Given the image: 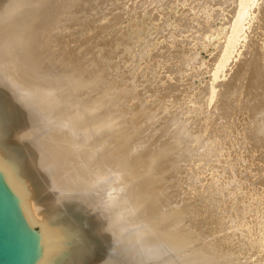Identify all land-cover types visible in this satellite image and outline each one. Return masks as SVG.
<instances>
[{"label": "bare ground", "instance_id": "bare-ground-1", "mask_svg": "<svg viewBox=\"0 0 264 264\" xmlns=\"http://www.w3.org/2000/svg\"><path fill=\"white\" fill-rule=\"evenodd\" d=\"M69 1L72 2L71 0H0V172L9 188L20 200L30 222L34 227L39 228L38 245L41 253L34 264H56L57 258L61 257L64 252L70 256V264H234V261L232 262L231 260L237 258L239 260L240 257L233 258L235 250L231 251L229 245L236 244L234 241H238V239L240 240V242H237L239 247L241 244L253 242L252 245H256L258 243V231L255 225L259 224H255V216L252 220L250 219L253 222L250 225L252 222L249 223L245 219L240 220L238 217H233L234 220H230L232 218L226 215L231 212L233 216V212L237 213L240 211L238 215L241 213L239 216L242 217L245 211L248 209L251 211L252 207L250 205L252 203L249 204L246 199L250 198L251 200L256 197L254 192L255 187L252 185H255V183L251 184L253 179L250 180L251 176L249 173L242 170V178L239 179L238 184L241 182L245 186L244 183L250 180L246 189L245 187L243 188L245 189L244 195L246 198H243V200H246L249 206L246 202L240 200L241 203L238 201L239 204L237 203L236 205L237 209L233 208L234 211L232 212L231 207H229L231 205H227L231 203L229 201L230 198H226L230 195H223L221 194L222 192L215 193V189L212 186H210L211 188L208 186L209 181L216 176L217 172L224 173L229 166L224 163L216 166L212 163L214 156H211L207 151H204L202 154H194L195 158L192 159L193 165L191 166L192 173L190 176H188L189 173L185 177L183 176L187 180L185 179L186 181L182 182L187 183V186L189 184L191 192L189 190L188 192H184H186L187 197L188 195L191 196L194 192L196 194L197 189L193 193L192 190L194 187L201 185L203 187L200 186L201 189L199 188L203 190V195H200L203 199L201 201L208 199L210 203L206 204L209 208L203 203L205 206L203 207L207 208L204 210L200 208L202 205L198 210L193 207V204L192 208L194 209L192 211L195 212V215L197 214L196 216L206 214L208 216L206 219H209L218 208L221 210L225 209V212L219 211L221 213L219 219H217L218 215L215 216L219 212L214 214L217 218L214 219V216L212 217L215 220L213 224L227 216L225 219L229 218L228 220L230 221L223 220V222H227L228 226L230 222L234 225L238 223L240 227L236 229L237 231L228 233L227 231L230 226H227V228L223 226V222V225L220 224L221 222L218 223L219 226L221 225L228 229L226 230L227 235H221L224 239L226 238L227 247L224 246L225 244H222V239L220 238V240H213L210 244L207 243L206 246L204 245L205 243L201 246V243L199 244L196 239H193L195 238L193 235L197 236L196 233L191 235L182 229H178V223L176 222L178 219L175 221L177 218L175 212L177 211L178 214L180 212L176 209V203L179 202L176 201L178 200L176 195H179V189L182 187L175 189V186H173L174 190L170 189L171 194L167 195L166 192V195L164 194L167 181H165L167 179L166 176L176 169L173 170L174 166L171 168V165L170 169L161 170L163 173L158 171V168H163L164 165L162 163L165 162L166 155L171 153V148L165 145L166 142L159 143L160 145H157L158 148L155 147L156 149L154 148L153 151H149L150 155L145 156L146 158L143 160L142 157L148 151L149 143L148 145L145 144L146 146H136L134 148L130 147V144L125 145L128 140L134 137L136 131H139L137 132L139 134L143 128H139L140 130H135V128L130 129L129 125L123 124L125 123L123 122V118L120 121L121 118L117 113L106 112L108 110L104 106L103 108L106 110L103 109L104 111L102 112L100 108L96 109L95 106L94 108L88 104V102H94V100L99 99L100 105H105L104 102L107 101L105 97L108 99V96L111 99L108 101L114 103L116 96L119 95L113 96V91L115 93V89L118 87L115 84L113 87L111 84L112 86L109 85V89L113 87L112 92H109L111 88L110 90L108 89L109 91L106 89L107 91L104 93L105 91L103 90H105L107 84L104 83L105 86L100 85L101 82L103 84V81L99 77L101 80L97 79V85L98 81H101L99 85L104 89L100 90L101 88L98 89V86H96L95 88L100 91L96 93L97 91L95 90L97 96H91L89 94L93 91L94 87L90 86L91 88H89L85 83L90 82L89 78L92 75L89 77L86 74L88 76L86 78L82 76L84 75L82 74V70L85 65L83 67L80 66L82 68L81 73H79L80 71L77 68L79 74L74 66L75 71L72 70L73 67L70 69L66 66L70 70L64 68L67 71L63 69L64 71L60 72L58 70L56 72L58 68L55 69L56 66H52L54 63H51L52 65L49 64L51 59H48L50 60L48 62L47 58H49V55L46 54V57L44 54H50L49 50L52 47L49 46L50 49H48V43L49 45L51 43L48 40L52 36V32L65 23L64 20L68 16L67 13L69 14L71 11L70 16L74 14L72 12L74 10L73 7L72 10L67 7V4L70 3ZM66 2L67 4H65ZM64 4L67 5L65 7L68 8L67 11L70 10L69 12L66 11L67 8H64ZM88 4L91 3L88 2ZM88 4L86 7H88ZM78 8L80 9V7ZM69 25L70 23L67 26ZM70 41L72 43L73 39ZM55 43L53 44L52 42L51 44L55 46ZM70 47L69 49H72ZM54 53L55 51L51 54L53 55ZM83 53L85 52L83 51ZM63 60L65 59L63 58ZM58 64L60 65V63ZM71 64L69 63V65ZM92 69L94 70L95 68L93 67ZM97 72L99 71L97 70ZM127 85L125 84V88ZM119 89L121 90L120 86ZM101 91H103L104 95L98 96ZM123 91L125 90L122 89ZM105 94H108V96ZM123 98L125 100V97ZM70 101L71 104L69 103ZM117 101L118 99H116L115 103L119 102ZM99 103L98 107H101ZM85 104L89 106H85ZM119 106H121L120 102ZM96 110H100L101 112L96 113ZM141 117L143 119V116ZM136 118H139V116ZM131 121L132 123L134 122L133 118ZM137 127H139L138 124ZM157 130L160 129L156 127ZM150 135L153 136L154 134H148V136ZM143 138L145 140V137ZM137 140L139 141V139ZM208 141V139L204 141V145H207V147L209 146ZM142 143L139 144L142 145ZM241 144L242 141L237 144L236 149L240 146L242 147L243 145ZM247 148L250 149L249 144ZM246 150L244 149V151ZM109 157L112 159L108 160L107 158ZM140 157L143 161L140 160ZM138 158L140 159L138 160ZM181 158L180 156L179 159ZM102 160L106 161L101 164ZM199 162L203 163L202 166L204 167H202V170L201 168L198 170ZM157 165H161L162 167H157ZM181 168L180 166L177 168L178 172L175 171L177 177H174H176V181L178 178L184 180L180 174H185V172L181 173L179 171ZM184 168L183 170H185ZM243 171L248 175L246 180L243 177ZM200 180L201 182L202 180L208 181V183H205V185L200 184ZM223 181H219L220 184H224L226 180L223 179ZM171 184L173 185L174 183ZM177 184L175 185L178 188ZM239 186L241 187V185ZM218 188L216 187V190ZM228 190H224L227 192L223 193H229ZM184 192L181 191L180 193ZM186 194L184 195L186 196ZM227 199L229 202L227 201L226 205H222V200L226 201ZM190 201L193 202L191 199ZM234 203L236 202H233V206ZM164 204L168 205L167 209L170 208L171 211L168 212L166 210L168 214L160 216L161 214H157V212H161L162 205ZM186 204L188 205V203ZM166 205L165 207L163 206L165 209ZM221 205L225 207L222 208ZM129 206L132 207L131 211ZM183 206L186 207L185 205ZM244 208L247 210H244ZM186 212L188 213L189 211L187 210ZM152 213H156L157 215L155 214L154 216ZM192 218L195 221L191 220V218H189L191 221H188L186 218L191 224L187 223L190 227L197 226L196 228L200 229L201 236V230H204L202 229L204 227L200 226H205V223L203 221L204 224L202 225V222H199L201 219L194 216ZM208 223H206L207 226L209 225ZM181 225L184 227L186 222L184 225L181 223L179 225L180 228H182ZM174 226L178 228L175 227L176 229H173ZM217 228L220 229V227ZM207 229L211 228L207 227ZM207 229H205L207 234H211L215 230L213 232L210 230L209 233ZM235 247L233 245L231 249L233 250ZM253 254L254 256L256 255V250ZM255 261L257 260L255 259Z\"/></svg>", "mask_w": 264, "mask_h": 264}, {"label": "rangeland", "instance_id": "rangeland-1", "mask_svg": "<svg viewBox=\"0 0 264 264\" xmlns=\"http://www.w3.org/2000/svg\"><path fill=\"white\" fill-rule=\"evenodd\" d=\"M71 1L72 2L69 1L70 3L68 4L67 2L65 3L68 6L64 4V8L68 7L72 10L73 7L74 9L72 11L74 13H72V16H70L71 11L69 10V12L67 11L68 8L66 9V11L69 12L67 15L71 17V20L70 17L67 18L68 16H66L67 19L65 18L64 20V27L61 25V29L58 28V31L55 30L52 32L53 34L51 33L52 36H54L52 38L53 40L51 39L52 36L50 39L48 38L49 40L47 39L51 41V43L53 42V44L56 42L55 46L51 43L49 45L48 41H46L48 47H52L51 49L50 47L48 48L50 49V52L48 51L50 54L44 53L45 56L46 54L49 55L47 60L51 59V61L48 60V62L50 61L49 64L54 63L51 65L53 67L55 65V69L58 68L56 72H58V70L60 72L66 70L64 68L70 70L74 66L76 67V71L77 68L79 69V73L83 71L82 74L84 75L82 76H85V78L87 75L89 77L92 75V77L89 78L90 82L85 83L86 86L89 88H91L90 86L94 88L98 86V89L101 88L100 90H102V86L107 84L108 87L105 86V90H103L105 91L104 93L109 89V85L112 84L114 87L115 84L118 88L115 87L116 94L113 91V96H119H116L114 103L109 102L111 99L108 94H105L108 96V99L105 97L106 100H109L108 102H104L105 105H100L99 99V101H92L93 104L92 102H88V104L93 107L95 106L96 109L100 108L102 112L104 111L103 109L106 108L108 110L106 112L110 111L111 113H117L121 118L120 121H122L123 118V122L125 123H122L124 125H129L130 129L135 128L136 130L139 128L141 129V127L145 129V132L143 129H139L142 134H138L137 132L139 131H136L138 135L134 134V137H132L134 139L131 138V140L125 143V145L130 144L129 146L133 148L136 146H146L149 143L150 146H147L148 151H146L145 155L142 157L143 160H145V156L150 155L149 153L153 151L157 145L166 142L165 145L171 148V153L166 155L164 159L166 163H162L166 167L163 166V168H158L159 172L164 169H170L171 165V168L174 166L175 168L173 167L172 169H176L175 171L178 172L177 168L181 166L182 168L179 169V171H181V173L185 172V174L183 173L180 175L185 177L186 174L189 173L188 176H190L192 173L191 166L193 165L192 159L195 158L194 154H202L204 151L214 156L212 163L216 166H220L223 163L227 164L229 167L226 168V171L224 173L217 172L216 176L209 181L208 186H212L215 189H213L215 193L222 192L221 194L223 195H230L226 198H230L229 201L232 204L228 203V199L226 201L222 200L221 203L222 205H226V203H228V206L231 205L229 207H231L230 209H232V212L234 211L233 208H236L240 200L243 202L248 200L249 204L252 203L250 205L252 207L251 211L244 208V210L248 212L245 211L242 217L239 216L241 213L238 215L240 211H236L237 213L233 212V216L231 212L229 213L230 215L226 214L229 218H232L230 220H234V218L238 217V219H245L250 223L255 216V224H259L255 225L258 231V243L256 245H252V242L250 244H239V247L237 244V242H240L239 239L238 241L235 240L236 242L234 241L237 246L235 247L236 244H233L235 247L233 250L231 249L233 245H229L231 251L235 250L233 258L240 257L239 260L238 258L235 260L231 258L233 259L231 261H234V264H248V261L249 264L252 262L253 264H264V229H262L264 228V0H92L93 3L90 2L91 0ZM88 2L91 4H88ZM87 4L88 7H86ZM77 6L80 7V9ZM67 21L70 23L69 26H67ZM72 39L75 43L73 41L70 43ZM57 44L61 46L58 47L59 45ZM69 47L72 49H69ZM87 49L89 50L87 51ZM52 50L53 52L55 51L53 55L51 54L53 53ZM83 51L85 53H83ZM89 51L90 53H88ZM63 58L65 60H63ZM58 63H60V65ZM69 63L72 64L69 65ZM61 65L63 68H61ZM80 66H84L83 70ZM74 67L72 69L73 71H75ZM93 67L95 68L94 70L92 69ZM97 70L99 72H97ZM99 77L102 78L103 84L101 81V83L98 81L97 85V79L99 80ZM112 79L114 80L112 81ZM91 82L94 83L92 84ZM99 83L102 86H100ZM125 84H128L126 88ZM113 87L108 91L112 92L114 89ZM94 88L89 95L97 96L95 92L97 91L96 93H98L100 90ZM122 89L126 91H123L125 94L122 92ZM103 91L99 92L98 96L104 95ZM122 96L125 97V100ZM116 99H118L121 106H119L118 101V103H115ZM69 103L71 104V101ZM98 103L101 107H98ZM109 103H111L113 107L111 104L109 105ZM88 104H85V106ZM103 106L105 108H103ZM101 111L96 110V113H100ZM131 116L134 121L133 123L131 121ZM137 116H139V118H136ZM141 116H143V119ZM137 124L139 127H137ZM156 127L160 130L156 131ZM151 133L154 135L148 136V134ZM156 133L157 135H155ZM143 137H145V140ZM153 137L159 141L157 140L155 142L156 139ZM137 139H139V141ZM207 139L209 140L208 147L204 145V141H207ZM240 141H242L241 145L243 146L236 149ZM141 142H143L142 145H140ZM248 144L250 149H254L253 151L247 148ZM244 149L246 151H244ZM185 151H187L186 154ZM215 155L218 156L215 157ZM175 156L177 157L175 158ZM180 156L182 160L179 159ZM205 156L203 155V157ZM140 158H138V160ZM142 158L140 160H142ZM241 158L243 159L242 161ZM107 159L110 160L112 158L109 157ZM105 161L106 160H102L100 163L103 164ZM214 164L213 166H215ZM202 165V162L198 163V170H200V168L201 170L203 169L202 167L204 166ZM160 166L161 165H157V167ZM183 168L185 170H183ZM242 170L249 173L251 176L250 180L253 179L251 184L255 183V185H252L255 187L254 192L256 197L251 200L250 198L246 199L244 195L250 180L247 182L244 181L246 182L244 183L245 186L241 182L238 184L239 179L242 178ZM175 171L167 174V179H165V181L167 180L165 184L166 187L164 189V194L166 192L168 195L171 194L170 189L174 190L173 186H175V189L182 187L179 189L180 196L176 195L178 199L176 201H179L177 202L179 204L176 203V209L180 213L178 214L175 209V213L177 214V216L175 215L177 217L175 221L178 219L176 222L179 228L174 226L173 229H182L191 235L196 233L197 236L193 235V237H195L193 239H196L199 244L201 243V246L204 243L206 246L207 243L210 244V242L213 240L216 241L217 239H222V244L226 246L227 242L225 240L226 238L224 239L222 237L223 234L227 235V232H235V230L240 227L238 223L234 225L230 222L229 227L226 223L230 220H228L229 218L225 219L227 217L225 216L221 221L219 220L217 223L213 224L215 218H220L219 215L221 213L219 211L225 212V209L221 210L218 208V210L214 212V214L219 212L215 215L218 216L215 217L214 214H212L209 219H206L208 218L206 214H204L206 216H196L197 214L195 215V212L192 210L194 208L198 209L201 205L200 208L202 210L209 208L208 205H206L209 201L208 199L201 201V196L203 195V190H200L202 187L201 185V187L196 186L192 190L193 193V191L197 189L196 194L195 192L191 194L194 198L190 195L187 197L184 191L188 192L190 186L189 184L187 186L185 182V184L182 183L187 179L185 178V180L184 177V180L178 178V180L180 179V181L177 180L178 183L175 179L177 177ZM244 171L243 177L246 180L248 175ZM160 173L163 172L161 171ZM223 179L226 181L224 184L221 183V185L220 182H224ZM236 181L237 183H235ZM199 182L203 185L208 183V181L206 182L204 180H202V182L200 180ZM171 183L174 184L172 185ZM175 184H177L178 188ZM239 185H241V187ZM171 186L172 188H170ZM216 187H219L218 190H216ZM244 187L245 189H243ZM227 189H229L228 191L230 194L223 193L227 192L224 191ZM247 190L246 192H248ZM181 191L184 193H180ZM189 191L191 192V189ZM184 194H186V196ZM189 197H191L190 199L195 203L191 202ZM243 198L246 200L244 201ZM234 201L236 202L234 203L235 207L233 206ZM186 203H188V205ZM203 203L207 208H204L205 206ZM249 204L247 205L249 206ZM253 204L255 205L253 206ZM165 205L166 204L162 205V209L160 208L161 212L164 210L163 212L165 213H161L160 211L157 212V214H161L160 216L168 214V212L171 211L169 207L170 210L167 209L168 205H166L165 209ZM183 205L188 207L186 208ZM222 205L221 207L224 208L225 206ZM192 206L194 208H192ZM129 207L131 211L132 207ZM181 209L182 211H180ZM186 209L189 211L188 213ZM166 210L168 211L167 213ZM153 214L155 216L156 213H152V215ZM188 214L191 216L189 217ZM249 214L250 216L252 214L254 215L250 217ZM192 215L195 218L201 219L199 222H202V225L205 223V226H200L199 224L200 227H204L202 228L204 230H201V236L200 229L196 228L197 226L194 225L190 227L189 225L191 223L188 221L190 220L189 218H191V220L193 219ZM212 217L214 219H212ZM223 220H227V222H223ZM193 221H195V219H193ZM185 222L186 225H184ZM207 222H209L208 226L206 224ZM179 223H182L185 228L182 225V228H180ZM218 223L226 227L228 226L229 228H227L231 231L226 227L225 229L223 226H219ZM252 224L253 222L250 223V225ZM206 226L211 229H207ZM217 227H220V229ZM35 228L39 229L38 227ZM193 228L196 230H193ZM205 229H207V231L209 230V233L210 230L211 232H213L214 229L217 230H214V234H207ZM226 230L228 231L226 232ZM205 234H207V236H205ZM234 238L236 239V237ZM254 248L256 250L255 256V253L253 254L255 251ZM240 255L242 257L245 256L243 257L244 259ZM70 259V256L64 252L61 257L57 258L56 264H70ZM255 259L257 261H255Z\"/></svg>", "mask_w": 264, "mask_h": 264}, {"label": "water", "instance_id": "water-1", "mask_svg": "<svg viewBox=\"0 0 264 264\" xmlns=\"http://www.w3.org/2000/svg\"><path fill=\"white\" fill-rule=\"evenodd\" d=\"M40 232L0 172V264H34Z\"/></svg>", "mask_w": 264, "mask_h": 264}]
</instances>
